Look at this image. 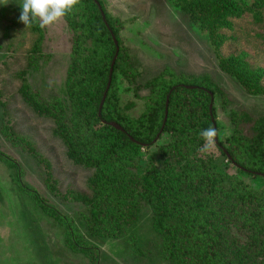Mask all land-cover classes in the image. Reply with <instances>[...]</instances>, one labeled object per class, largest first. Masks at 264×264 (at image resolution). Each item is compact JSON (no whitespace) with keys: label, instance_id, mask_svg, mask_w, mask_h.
I'll list each match as a JSON object with an SVG mask.
<instances>
[{"label":"rangeland","instance_id":"rangeland-1","mask_svg":"<svg viewBox=\"0 0 264 264\" xmlns=\"http://www.w3.org/2000/svg\"><path fill=\"white\" fill-rule=\"evenodd\" d=\"M101 1L120 33L117 83L126 116L138 118L146 111L153 96L150 82L165 69L189 82L209 77L217 85L214 114L224 142L232 136V111L264 116V0H235L239 11L213 31L203 29L175 0ZM20 3L0 0V152L19 166L0 155V264H95L96 255L97 264H172L162 254L164 236L155 227L150 204L135 200L130 221L96 224L97 169L72 155L60 119L46 109L57 112L53 102L58 99L71 102L74 33L64 17L44 28L38 19L26 26L19 20ZM242 69L253 74L254 89L234 74ZM162 89L159 85L155 92ZM160 135L136 154L117 148L113 158L105 159V168L143 176L153 158L152 165L163 170L158 147L175 138ZM205 156L226 175H239L264 190L263 175L238 172L216 143ZM18 179L71 218L76 233L96 251L74 247L67 226Z\"/></svg>","mask_w":264,"mask_h":264},{"label":"trees","instance_id":"trees-1","mask_svg":"<svg viewBox=\"0 0 264 264\" xmlns=\"http://www.w3.org/2000/svg\"><path fill=\"white\" fill-rule=\"evenodd\" d=\"M175 2L189 11L194 20H199L203 29L209 27L211 31L227 16L239 11L235 0ZM99 3L101 9L94 0H77L64 16L74 33L68 74L71 102L60 99L53 102L57 112L46 108L60 119L72 155L97 169V196L93 201L99 212L96 224L103 227L107 219L119 223L130 221L136 214V200L152 206L155 227L164 236L162 254L172 264H264V190L255 189L239 175L227 176L199 151L204 144L199 135L201 130L212 127L217 134L219 130L214 102L210 109L212 95H216L218 87L209 77L193 78L189 82L186 76L165 69L150 82L154 86L153 96L146 111L138 118H130L119 104L120 52L100 110L116 54L113 34L120 46L121 38L114 18L101 0ZM233 71L246 87L254 89L257 85L250 70ZM166 74L171 80L165 78ZM159 85L162 92H155ZM230 118L232 136L224 142L217 135L216 145L238 172L264 176V116L252 118L245 112L232 111ZM110 122L119 123L124 131ZM159 135L160 139L165 135L175 138L158 147L157 155L166 164L163 170L152 165L153 158L151 168L143 176L105 168V159L113 158L117 148L136 154ZM0 155L19 170L14 160L2 152ZM18 183L24 187L21 179ZM24 188L67 226L74 247L96 251L76 233L71 218L46 204L33 190Z\"/></svg>","mask_w":264,"mask_h":264},{"label":"clouds","instance_id":"clouds-1","mask_svg":"<svg viewBox=\"0 0 264 264\" xmlns=\"http://www.w3.org/2000/svg\"><path fill=\"white\" fill-rule=\"evenodd\" d=\"M76 3L77 0H22L19 20L27 26L38 19L40 27L44 28L64 17ZM199 135L204 141L199 151L207 155L215 145L217 131L209 127L201 130Z\"/></svg>","mask_w":264,"mask_h":264},{"label":"water","instance_id":"water-1","mask_svg":"<svg viewBox=\"0 0 264 264\" xmlns=\"http://www.w3.org/2000/svg\"><path fill=\"white\" fill-rule=\"evenodd\" d=\"M94 1L99 5V7H100V9H101L102 7H101V5H100V3H99V0H94ZM102 13H103V17H104V20H105L107 26H109V25H108V22L106 21L105 14H104L103 11H102ZM112 34H113V32H112ZM113 39H114V42H115V44H116V54H115L114 59H113V61H112L111 70H110V75H109V81H108V85H107L106 92H105V94H104V98H103L102 103H101V106H100V110H101L102 107H103V104H104L105 98H106V96H107V92H108V90H109V88H110V85H111V82H112V76H113L114 66H115L116 59H117V57H118V52H119V42H118V39L116 38V36H115L114 34H113ZM213 102H214V97H213V95H212V100H211V105H210V109H211V111H212V109H213ZM168 105H169V97L167 98V103H166V111H165L164 125H165V122H166L167 117H168ZM109 124H110L111 126L115 127V128L118 129V130H122V131H124V128H123L119 123H117V122H110ZM164 125H163V127H164ZM162 130H163V129H162ZM217 135H218V134H217ZM216 140H217V136H216ZM228 156H229V155H228Z\"/></svg>","mask_w":264,"mask_h":264}]
</instances>
